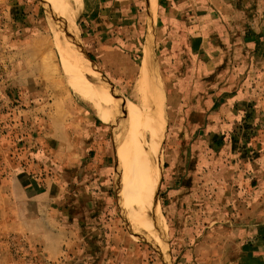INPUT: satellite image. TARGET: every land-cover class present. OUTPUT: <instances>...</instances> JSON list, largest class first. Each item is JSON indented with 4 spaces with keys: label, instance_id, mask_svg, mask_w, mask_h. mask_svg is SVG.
Here are the masks:
<instances>
[{
    "label": "rangeland",
    "instance_id": "obj_1",
    "mask_svg": "<svg viewBox=\"0 0 264 264\" xmlns=\"http://www.w3.org/2000/svg\"><path fill=\"white\" fill-rule=\"evenodd\" d=\"M90 2H80L77 43L65 33L50 0H0V264H214L222 248L233 249L231 228L244 220L237 197L226 196L228 175L194 170V135L183 134L188 124L176 121L180 94L168 89L158 17L141 18L136 41L102 57L89 49L80 26ZM57 34L73 45L63 47L68 66ZM145 47L151 80L163 99L165 130L153 161L160 168L154 200L140 206L131 195L134 177L119 162L125 145L118 129L128 115L117 118L113 101L125 98L140 105L137 84ZM74 65L92 83L94 104L107 120L77 89ZM145 132L149 140L151 129L146 126ZM63 147L70 149L63 153ZM46 157L58 167L53 194L60 203L52 207L59 216L56 227L48 218L52 210L36 213L37 203L17 176L46 163ZM71 164L76 170L84 165L79 179L69 176ZM68 210L72 217L79 210V223L68 221L63 215ZM145 232L162 237L163 245Z\"/></svg>",
    "mask_w": 264,
    "mask_h": 264
},
{
    "label": "crops",
    "instance_id": "obj_2",
    "mask_svg": "<svg viewBox=\"0 0 264 264\" xmlns=\"http://www.w3.org/2000/svg\"><path fill=\"white\" fill-rule=\"evenodd\" d=\"M89 9L80 26L89 49L102 57L136 41L141 18L157 15L168 89L180 94L176 121L188 124L183 134L194 135V170L227 174L226 196L237 197L244 220L231 228L233 249L222 248L213 263L264 264V0H157L156 13L151 0H91ZM46 158L17 176L37 203L36 213L52 210L48 218L56 227L59 216L52 207L60 203L53 194L58 167ZM68 166L69 176L79 179L84 165ZM63 213L71 223L81 220L79 210L73 217L69 210Z\"/></svg>",
    "mask_w": 264,
    "mask_h": 264
},
{
    "label": "bare ground",
    "instance_id": "obj_3",
    "mask_svg": "<svg viewBox=\"0 0 264 264\" xmlns=\"http://www.w3.org/2000/svg\"><path fill=\"white\" fill-rule=\"evenodd\" d=\"M151 1L154 12L156 13L157 0ZM80 2L81 0H50L51 4L49 5L56 18L60 19L59 21H61V24H65V33L71 35L77 43L79 40V31L75 26V22L80 12ZM46 15L48 14L46 13ZM54 38L57 42L58 50L62 54L63 63L68 66L63 47L72 44L70 41L62 39V36L58 34L55 35ZM143 52L144 63L140 72V80L137 84V92L141 98L140 105L132 104L124 100L125 98H119L118 100L114 98L113 101L114 113L117 118L124 112L128 115L127 122L121 123L118 129L123 137L125 145L123 147L124 150H122V155L119 154L121 156L119 162L123 169L124 167H128L127 173L134 177L133 181H135V183L131 195L140 206H144L148 202L152 203L154 200L160 168L154 166L153 161L156 160L155 156L160 152L165 130L163 99L151 80L148 48L145 47ZM73 73L74 75H72V77L78 87L76 88L81 90L82 97L94 106L97 114L101 118L107 120V113H104L103 110H100V108L94 104V88L92 83L86 79V74L83 72L81 66L74 65ZM123 119L125 120V118ZM146 126L151 129V137L149 140L146 138ZM125 164L128 165L125 166ZM151 170L154 171L150 172ZM140 184H146L148 191H143V185L140 186ZM173 205H175V203L172 204V206ZM146 224L150 223L147 222ZM145 234L149 239H153L159 246L163 245L162 237L157 236L155 233L148 235V233L145 232Z\"/></svg>",
    "mask_w": 264,
    "mask_h": 264
}]
</instances>
